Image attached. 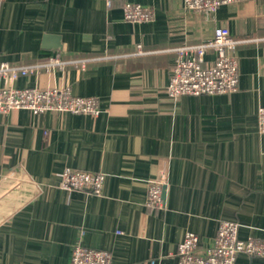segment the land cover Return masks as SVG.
<instances>
[{
	"label": "crops",
	"instance_id": "1",
	"mask_svg": "<svg viewBox=\"0 0 264 264\" xmlns=\"http://www.w3.org/2000/svg\"><path fill=\"white\" fill-rule=\"evenodd\" d=\"M127 1L154 19L125 20ZM218 26L240 41L237 90L169 98L173 49L210 40ZM49 58L65 63L15 85L68 86L101 112L0 113V264H70L77 241L109 251L112 264H174L186 232L206 246L223 220L239 223L240 238H264V0L220 6L212 18L183 0L0 1V62ZM65 167L104 172L102 194L61 189ZM161 169L163 207L147 208ZM235 264L264 258L241 253Z\"/></svg>",
	"mask_w": 264,
	"mask_h": 264
},
{
	"label": "built area",
	"instance_id": "2",
	"mask_svg": "<svg viewBox=\"0 0 264 264\" xmlns=\"http://www.w3.org/2000/svg\"><path fill=\"white\" fill-rule=\"evenodd\" d=\"M2 1V0H0ZM107 6L112 0H103ZM242 0H183V7L193 13L212 18L220 6H230ZM123 18L132 22H146L154 19L152 8L137 2H125L122 6ZM240 41L232 38L225 26H218L210 40L198 44H185L174 48L176 57L165 91L169 98L185 95L229 94L238 87L237 45ZM214 51L211 64L204 63L207 51ZM137 53H143L137 45ZM85 66L86 60H76ZM65 61L49 58L40 63L16 65L0 62V113L26 109L33 115L48 111L70 112L97 116L101 109L94 96H78L68 86L17 87L20 77L62 68ZM257 128L264 133V105L257 110ZM59 186L63 190H79L101 195L106 174L101 171H84L65 167L59 174ZM166 183L165 170H159L156 178L149 181L145 205L156 209L163 207V190ZM239 223L223 220L218 224L216 234L206 246H201L200 238L194 232H186L179 242L174 264H235L239 254L264 258V238H240ZM70 264H112L107 250L85 246L75 242L71 249ZM147 264H155L150 259Z\"/></svg>",
	"mask_w": 264,
	"mask_h": 264
},
{
	"label": "water",
	"instance_id": "3",
	"mask_svg": "<svg viewBox=\"0 0 264 264\" xmlns=\"http://www.w3.org/2000/svg\"><path fill=\"white\" fill-rule=\"evenodd\" d=\"M49 38H53L52 36H45V41H47V40H49ZM55 44V46H57L58 44H57V42H54ZM164 190H165V188H164ZM164 190H163V194H164Z\"/></svg>",
	"mask_w": 264,
	"mask_h": 264
}]
</instances>
